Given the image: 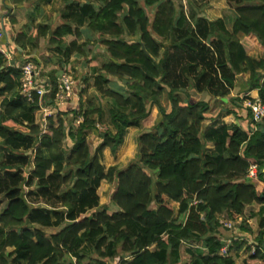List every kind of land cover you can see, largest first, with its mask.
I'll return each instance as SVG.
<instances>
[{
    "label": "trees",
    "instance_id": "trees-1",
    "mask_svg": "<svg viewBox=\"0 0 264 264\" xmlns=\"http://www.w3.org/2000/svg\"><path fill=\"white\" fill-rule=\"evenodd\" d=\"M65 1L61 24L53 29L32 18L14 42L26 51L31 45L36 49L39 38H49L61 56L59 69L47 76L55 86L72 56L87 54V43L80 41L85 33L99 35L109 62L98 69L93 87L111 100L109 124L102 108L82 98L69 121L62 110L47 118L43 131L38 98L34 103L22 98L23 72L0 52V145L5 150L0 194L7 200L0 211V264H73L69 256L75 264L116 258L119 264H181L185 242L203 244L190 251L192 264H238L235 257L245 242L235 241L230 254L222 255L220 218L241 220L242 231L251 234L245 213L254 203L260 205V231L253 241L257 250L245 264H264V189L249 176L257 164V178L264 182V118L253 133L225 122L206 127L209 103L181 94L194 87L227 97L238 75L248 74L247 90L258 89L264 103V0H228L234 16L213 20L204 15L209 0L203 15L179 12L174 0ZM147 7L156 9L153 20ZM256 42L263 47L258 58L249 54ZM28 61L40 66L36 57ZM165 94L170 111L162 104ZM150 105H157L160 115L152 129L138 134L137 156L125 166H107L105 151L118 153L128 128L142 126ZM79 115L83 121L75 125ZM103 123L101 141L92 149L87 133ZM103 182H117L110 198L119 211L87 215L100 206ZM33 186L35 193L27 190ZM33 195L44 204L32 202ZM168 201L179 203L177 214Z\"/></svg>",
    "mask_w": 264,
    "mask_h": 264
},
{
    "label": "rangeland",
    "instance_id": "rangeland-1",
    "mask_svg": "<svg viewBox=\"0 0 264 264\" xmlns=\"http://www.w3.org/2000/svg\"><path fill=\"white\" fill-rule=\"evenodd\" d=\"M40 1H42V0H37L36 2H33L30 5H33V4L35 5V4L39 3ZM174 1L176 3L178 11L179 12L184 11L187 15H193L196 12L202 14L203 5L205 2L204 0H174ZM141 3L143 4V1H141ZM94 6L97 9H99L98 3H94ZM42 7L46 10H42ZM42 7H40L41 9L40 8L38 9V13H36V15L34 14V16H32V17L28 15L29 14L28 10H25L24 16H23L25 19V22H24V24L18 26L15 32L20 30L23 27V25H25V23L29 22L32 18H34L36 21L41 18V21L49 23L51 28H55L56 26H58L59 24H61L63 22L62 15L67 13V6H66L65 0H57L54 3H51L50 6L46 3ZM155 10H156L155 7H152V8L147 7V12H148L151 20H153V18H154ZM46 12H48L47 15H46ZM41 13H43V14H41ZM234 13H235V6L233 4L229 5L228 0H209L208 5L204 9V15H206L207 17H209L211 19H215V18H217V16H222L225 18L226 17H232V16H234ZM89 34L91 35V37L88 40V42H86L87 43V47H86L87 54L84 56H81L78 54H75L74 56H72V58L69 60V62H67L64 65L65 68L63 71H65L68 68L70 69V73L72 74V76L74 77V79L76 81V84H77L76 88L78 89V93H81L82 96L83 95L85 97L87 96L88 99L93 97V101H90V102H92V104H94V105H97V107H100L103 109V112H102V117L104 119L103 121H105L106 124L107 123L109 124V118H107V109H108V104H109L108 98L103 97V96H99V94L97 95V94H95V92H90V89H91V91L94 90L93 81H94V77H95V73H96V72H94V70L92 69L90 64L92 61H94V62H96V64H98L100 66L101 64H103V62H105V60L108 59L107 58L108 54L106 52V46H104L101 42L102 38L97 34L85 33V36L82 39H80V41L83 42V40L86 39L85 37L88 38ZM48 39H49L48 37L39 38L37 40L38 41V47L36 49H34L32 47V45L29 46L28 47L29 49H27L25 51L26 53L23 52L22 53L23 55L21 57L15 58V60H13V63L16 65H18V64L21 65V64H24L26 61H28V59H30L31 57H36V59H38V61H39V65H40L38 67L42 70V73H44L45 76H48V73L54 69L58 70L59 66H60L59 65L60 61L58 59L61 56H59L57 54V52L54 50V47L49 44ZM163 51H164V48H162V52ZM63 71H61V73ZM240 77H242V76L238 75L239 80H240ZM118 82L120 85H122V82H120V81H118ZM236 93H234L235 94L234 96L229 95L228 97L230 98V101L224 105H222L221 100H219V98H217L216 96L211 95L207 91L206 92H198L194 87H189L188 90H186L185 92H182L181 94L183 97H186V98H188V100L193 101V102H197V101L208 102L209 107H210V110L207 114L208 120H213V119H215V115H217L216 114L217 111H215V110H217L218 108L219 109H223V108L224 109H226V108L230 109L233 107H237V108H241V109H243V108L246 109V107H244V103H245L244 99L247 96L243 95L242 92H236ZM214 99L216 101H213ZM87 103L89 104V100H87ZM162 104L165 107V109L170 111L171 102L168 99L166 94L162 97ZM240 104H241V106H239ZM68 109L71 110V108H68ZM159 112L160 111H159V108L157 105H150V115L143 121L142 128L152 129L158 121V118L160 115ZM247 113H248V110H247L246 114ZM67 115H69V117L67 118L69 121V119L71 118L70 115H72L71 111H68ZM39 120H40V117H39ZM40 123H41V121H40ZM68 124H69V122H68ZM97 127H98V130L90 131V135L88 136L92 149H93V146H95L96 143L99 141L100 135L105 130L106 125L104 123L98 124ZM134 138L135 137H133L132 142H134ZM0 150H3L5 152V150L2 149L1 145H0ZM21 153H25L27 155L32 154L31 150L25 151V152L22 150ZM137 153H138V146L132 152L130 159L126 158V159L121 160V158H119V162H117V163L120 164L121 162H123V163H126V165H127L129 163V161L133 160L137 156ZM109 155L111 157H108L107 160L104 158V160H103V162L106 165H107V162L108 163L112 162V161L114 162V160H115V156L113 157L111 154H109ZM0 159H2V157ZM4 159H5V156L2 160H4ZM30 169H31L30 165H27L26 167H24V171L26 173V176H28V174H29L28 171ZM152 174L154 175V177H156V175L154 173H152ZM116 185H117V182H115V183L104 182L101 185V189H99L100 206L97 209H93V210L89 211L87 215H92L98 211H103V210H106L110 214H112L116 211H119V208L116 206V204H114L111 201V198H110L111 193L114 190V188L116 187ZM37 189L38 188L36 186H33V187L28 188L27 190L34 191V193H35V192H37ZM29 199L32 202L34 201V203H39L41 205L44 204V203H42L41 198H39L35 195L29 196ZM0 202L2 203L0 206V211H1V209L6 205V202H7V200L5 199V197L2 194H0ZM167 203L173 209H176V212H177L178 207H179V203L170 202V201H168ZM156 207H157V203L154 200H152L150 202V208L152 210H155ZM225 217L229 220H232L235 223V226H234V229L221 228L220 237L225 239V240L231 238V239H234V240H237L240 242H243V241L245 242L242 249L240 251H237L238 254L235 257L236 262L238 264H245V260L251 256V254H252L251 250L253 249V247H255V244L253 242L254 238L252 237L253 239H250L241 233L242 232V225L244 222L240 223L241 220H239V221L233 220L228 215H226ZM245 217H246V214H245ZM59 229H60V227L49 228V229H46V232L48 234H50V233H54V232L58 231ZM201 245H203V244H200V243H184L182 248H181L182 249L181 250L182 251L181 252L182 253L181 264H192V257H191L190 251H192L193 253H196V249L198 247H200ZM95 257H96V255H95ZM68 259L70 261L74 260L70 256L68 257ZM119 262H120L119 258L108 259L106 264H119Z\"/></svg>",
    "mask_w": 264,
    "mask_h": 264
},
{
    "label": "crops",
    "instance_id": "crops-1",
    "mask_svg": "<svg viewBox=\"0 0 264 264\" xmlns=\"http://www.w3.org/2000/svg\"><path fill=\"white\" fill-rule=\"evenodd\" d=\"M55 1H57V0H42L39 3L35 4V5L34 4L33 5H29V4L28 5L27 4L26 5H16L14 3V0H0V31L4 34L3 46L4 47H7L9 49L11 55L13 54L12 55V59L10 60V62L7 61V64L8 65H10V63L13 64V65H16V64L13 63V60H15V58L21 57L23 55L22 53L25 52V51H22L20 49V47H18L15 44L14 39H13V37L16 34L15 31H16L17 27L20 26V25H22V24H24V22H25V19L23 17L25 10H28V13H29L28 15L32 17V16H34V14L36 15V13H38V9L40 7H42L44 4L47 3L50 6L51 3H54ZM42 10H46V9H44L42 7ZM47 13L48 12H46V15H47ZM41 14H43V13H41ZM220 17H222V16H217V18H220ZM217 18H215V19H217ZM12 19H14L15 22H13ZM36 24H41L43 26H49L50 27L49 23L42 22L41 21V18L36 21ZM90 37H91V35L89 34L88 38L85 37L86 39L83 40V41L84 42H88V40L90 39ZM255 44H256L255 49L252 50V51H250L249 54L252 57H254V58H258V57H261V55H262L263 47L261 46L260 43H257L256 42ZM17 50H18V53L16 52ZM107 58L108 59L105 60V62H103V64L109 62V57L107 56ZM92 62H94V61H92ZM94 63L95 64H92L91 63L90 66L92 67V69L94 70V72H96L95 73V75H96L98 69L100 67H102L103 64H101L99 66L98 64H96V62H94ZM66 71L67 72H70V69L68 68V69H66ZM240 76H242V77H240V80L239 79L237 80L236 87L232 90V92L229 95L234 96L235 95L234 93H236V92H242L243 95H246L248 98H251V99H254V98L259 97V90L258 89L253 90V91H248L247 90L246 82H247V78L249 77V75L248 74H241ZM76 91L78 93V89L77 88H76ZM90 92H95V94H97V95L99 94V96H102L95 88H94L93 91H91V89H90ZM80 95H81V93H79V97H80ZM228 96L227 97L216 96V97L219 98V100H221V102H222V105H224V104H226V103H228L230 101V98ZM82 98H83V101L84 102L87 101V100H89V102L90 101H93V97H91L90 99H88L87 96L85 97L83 95ZM245 99H246V97H245ZM81 101H82V99H81ZM213 101H216V100L214 99ZM108 102L111 103V100L108 99ZM93 106L94 107H97V105H94V104H93ZM230 109H233L236 112L235 113L230 112L229 109H227V108L226 109H224V108L223 109H219L218 108L217 110H215V111H217V113H216L217 115H215V119L208 120V118H207V120L205 122V126L206 127H211V126H215L216 127L219 124L225 122V123H228V124H236V125H239V126L243 127L244 129H247L248 130L249 127L251 126V123L252 122H251V119L248 116V113L246 114L247 110L245 108L241 109V108H237V107H233V108H230ZM66 110L67 111H70V109H66ZM70 116L72 117V115H70ZM68 117H69V115L67 116V118ZM110 127H111V129L113 131H115V128H114L113 125H110ZM144 129L145 128H142V126L141 127H129L128 130H127L126 137H125V141H124L123 145L119 148L118 153L115 155L114 162L113 161H112L113 163L112 162H109V163L107 162V165L110 166L111 164L112 165L118 164L117 162H119V158H121V160L126 159V158L127 159L129 158L130 159V156L132 155V152L138 146L137 136ZM89 135H90V131L87 133V137ZM133 137H135L134 138V142H132L133 141ZM1 141H2V139L0 138V142ZM100 141H101V138H99V141L96 143V145ZM71 146H72L71 145V140L68 138V140L66 141V147L68 148V150H70L71 149ZM208 146L209 147H213L212 144H209ZM93 148H94V146H93ZM109 154H110V151L106 150L105 151V155H104V157H105L106 160L108 159V157H111ZM4 156H5V152L3 150H0V158L2 157V159H3ZM2 159H0V162L2 161ZM118 165L124 166V165H126V163L121 162ZM254 179H255L254 181L258 184V186L261 189H264V182L258 180V178H254ZM99 189H101V187ZM98 192H99V190H98ZM156 208L153 211H156ZM178 209H179V207H178ZM174 210H175V213L177 214L178 210H177V212H176V209H174ZM259 210H260V205L257 204V203H254V204H252V205H250V206L247 207L245 214H246V217H247L246 219H247V221L249 223V226L252 229V233L249 234V233H244L243 231L241 232L242 234H244L245 236H247L250 239H253L254 238V240L256 239V237H257V235L259 234V231H260V227H259L260 216L258 215ZM185 243H188V242H185ZM200 247H202V245ZM206 252H207V250L204 249V253H206ZM181 255H182V253H181ZM71 258L74 259V260L73 261H70L68 259V257H66V260H68L69 263L72 262L73 264H75L76 263V259L73 258V257H71ZM107 260H106V262H107Z\"/></svg>",
    "mask_w": 264,
    "mask_h": 264
},
{
    "label": "built area",
    "instance_id": "built-area-1",
    "mask_svg": "<svg viewBox=\"0 0 264 264\" xmlns=\"http://www.w3.org/2000/svg\"><path fill=\"white\" fill-rule=\"evenodd\" d=\"M4 34L0 31V52L10 62L12 55L7 47L3 46ZM10 66L20 67L23 75L20 80V93L22 98L29 103H34L38 98L39 108L41 110L39 123L44 131L47 126V118L53 114L66 110L68 108L77 109L81 103V95L76 91V81L70 72L66 70L60 73L57 77V83L54 86L49 77L42 74V70L34 63L26 61L21 65ZM244 106L251 110L252 123L249 127V132L253 133L257 130L258 123L264 118V103L259 97L254 99H246ZM83 121V116L79 115L75 120V125H79ZM258 166L253 164L250 168V178H257ZM223 215L220 218L221 228L234 229L235 223ZM224 243L222 248V255L230 254V248L233 246L234 239L220 238ZM264 253V244L260 248ZM256 245L251 250L252 254L256 252Z\"/></svg>",
    "mask_w": 264,
    "mask_h": 264
}]
</instances>
